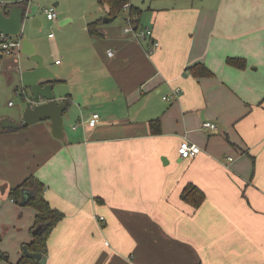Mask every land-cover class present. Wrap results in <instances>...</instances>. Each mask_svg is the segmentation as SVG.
I'll list each match as a JSON object with an SVG mask.
<instances>
[{"label":"crops","instance_id":"1","mask_svg":"<svg viewBox=\"0 0 264 264\" xmlns=\"http://www.w3.org/2000/svg\"><path fill=\"white\" fill-rule=\"evenodd\" d=\"M148 11L140 26L152 37L101 16L99 36L88 30L95 20L64 47L49 33L50 59L30 39L60 80L58 101L70 102L64 138L50 120L2 126L22 123L29 104L18 94V67L36 63L21 46L0 55V203L28 176L45 183L64 213L46 264H264V0H153ZM66 12H57L60 33L73 22ZM183 140L202 152L181 158ZM189 184L205 193L199 207L181 197ZM33 235L12 257L0 249L8 255L0 264H16Z\"/></svg>","mask_w":264,"mask_h":264},{"label":"water","instance_id":"2","mask_svg":"<svg viewBox=\"0 0 264 264\" xmlns=\"http://www.w3.org/2000/svg\"><path fill=\"white\" fill-rule=\"evenodd\" d=\"M28 18H32L34 28H40L36 25L37 21L43 23L39 14H32L28 4L16 1V3L7 5L6 8L0 6V31L10 36L14 43L21 46V52L28 56L29 61L36 63L35 66L26 70H22L21 66L18 67L23 85L21 90L25 92L21 95V100L29 104L23 113L22 123L19 124L6 119L2 121V126L8 129H18L44 120H50L54 136L64 138V113L69 109L70 102L67 99L62 102L58 101L54 87L55 83L60 80L45 65L44 56L37 53L32 41L24 36V27ZM115 19V16H106L103 18V22L110 23ZM27 89L31 90L30 95ZM42 99H45V102H42ZM31 195L30 191H24L22 203L26 204ZM43 229L44 225H40L34 230V233H39ZM24 254L35 258L40 264H46L47 262L46 256L31 252L27 245L24 246Z\"/></svg>","mask_w":264,"mask_h":264},{"label":"rangeland","instance_id":"3","mask_svg":"<svg viewBox=\"0 0 264 264\" xmlns=\"http://www.w3.org/2000/svg\"><path fill=\"white\" fill-rule=\"evenodd\" d=\"M21 1L28 3L32 10V14H39L43 20V26L34 28L32 18L26 20L24 27V36L31 39L34 37L37 41L41 42V49L47 51L48 59H50L52 50L55 46L49 40V33H53L55 37H61L63 40L62 47L65 41L69 40V36L76 30H81L88 22L95 20L97 17H106V9L102 7L98 0H0L4 5L12 4L13 2ZM59 2V7H55L59 15V9L63 8L67 14L73 19L71 24H68L61 31L57 30L55 24L58 19L51 21L47 19L46 14L42 11L44 7L53 6L54 2ZM153 0H131L135 6L142 9L141 24H146L148 14V6ZM126 12H123L114 20V24L127 26L125 22ZM17 55L21 54L19 49L16 50ZM60 60H64L62 56H56ZM50 60H48L49 62ZM55 61V58H53ZM13 198L10 193L3 198L0 203V249L7 252L11 257L17 253L21 247V243L31 236L32 231V212L34 209L30 205L21 206L20 210L17 209V203H13ZM32 225V226H31ZM31 229V231H30ZM28 243H25L27 245Z\"/></svg>","mask_w":264,"mask_h":264},{"label":"trees","instance_id":"4","mask_svg":"<svg viewBox=\"0 0 264 264\" xmlns=\"http://www.w3.org/2000/svg\"><path fill=\"white\" fill-rule=\"evenodd\" d=\"M103 8L106 9L108 16H115L118 18L123 12L129 14L133 18V23L140 26L142 10L141 8L131 4V0H98ZM28 4L26 2H18ZM129 4V10L126 11L125 6ZM9 5V4H8ZM102 22L99 18L88 24V30L91 35H101L97 26ZM227 62L231 66L238 68L246 67V60L240 57H229ZM195 67L193 68V70ZM200 74L211 75L212 71L205 65L198 68ZM159 121L153 120L152 127L155 133L159 132ZM45 183L37 176H28L21 184L11 188L10 196L16 203H22L24 191H30L31 197L25 205H30L35 211L36 216L32 231L44 225V229L39 233H34L32 241L27 244L28 249L34 253H40L44 256L48 253V240L54 227L64 218V213L54 208L45 197ZM182 199L189 202L194 207H199L205 198V193L202 189L194 184H189L182 193ZM8 259V255L0 250V263L2 260ZM16 264H40L38 260L27 255H23Z\"/></svg>","mask_w":264,"mask_h":264},{"label":"built area","instance_id":"5","mask_svg":"<svg viewBox=\"0 0 264 264\" xmlns=\"http://www.w3.org/2000/svg\"><path fill=\"white\" fill-rule=\"evenodd\" d=\"M7 5L8 4L4 5L0 2V6L3 8H6ZM125 9H126V11L129 10V4H127L125 6ZM42 11L46 14V16L49 20H55L57 18V11H56V8L54 6L44 7L42 9ZM124 19H125V22L127 24L125 31L132 32L136 38L152 37L153 31L151 28L136 26L133 23V18L129 14H126ZM52 35L53 34H51V36ZM18 46H20V45L14 43V41L12 40V38L10 36H7L0 31V55L1 56L11 55V54L15 53ZM152 46H153V48L157 47L158 42L153 40ZM109 54L113 55V51L109 50ZM18 94L22 95V94H25V92H24V90H19ZM10 104H13V102L11 101ZM98 117H99V114H97V113L94 114L93 118L90 121V124H92V125L96 124ZM203 127L204 128H211L214 130L217 129V125L211 121L204 122ZM74 128H76V126H74ZM178 152H179V155L181 158H193L202 152V148L194 142H190L188 140H183L179 145ZM229 159H232V158H229ZM100 220L104 221L105 218L100 217Z\"/></svg>","mask_w":264,"mask_h":264}]
</instances>
